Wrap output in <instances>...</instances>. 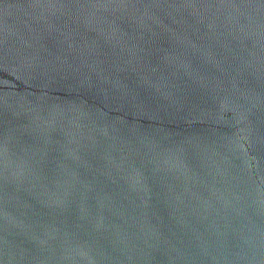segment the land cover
I'll return each mask as SVG.
<instances>
[{
	"label": "water",
	"instance_id": "95a60500",
	"mask_svg": "<svg viewBox=\"0 0 264 264\" xmlns=\"http://www.w3.org/2000/svg\"><path fill=\"white\" fill-rule=\"evenodd\" d=\"M0 264H264V0H0Z\"/></svg>",
	"mask_w": 264,
	"mask_h": 264
}]
</instances>
